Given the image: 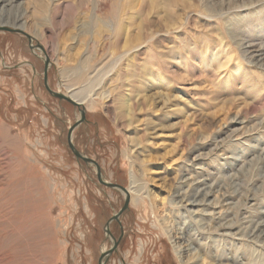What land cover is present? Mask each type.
Listing matches in <instances>:
<instances>
[{"label":"rangeland","instance_id":"rangeland-1","mask_svg":"<svg viewBox=\"0 0 264 264\" xmlns=\"http://www.w3.org/2000/svg\"><path fill=\"white\" fill-rule=\"evenodd\" d=\"M17 3L26 30L0 27V158L9 157L11 182L40 186L42 210H26L32 240L46 218L41 264H98L125 199L69 149L80 109L47 92L45 70L53 92L78 83L81 98L108 72L112 102L85 105L71 140L106 182L128 189L134 174L148 194L145 207L129 196L109 224L120 241L104 264H264V239L245 237L253 227L241 224L264 211V0ZM188 186L204 190L201 205L177 203ZM226 209L240 241L219 235ZM180 228L194 234L190 248L167 232Z\"/></svg>","mask_w":264,"mask_h":264},{"label":"bare ground","instance_id":"bare-ground-1","mask_svg":"<svg viewBox=\"0 0 264 264\" xmlns=\"http://www.w3.org/2000/svg\"><path fill=\"white\" fill-rule=\"evenodd\" d=\"M17 2L18 0H0V27H10L13 29H18V30H26V28L21 22L22 19H24L23 18L24 15L19 8V3ZM107 2L108 0H99L100 5H103ZM113 11H114L113 16L116 19V22H115V26H113L112 28L113 29L112 31H113L115 42H117L119 38L121 37V31L123 30V26L121 25L122 22L120 19L121 9L119 5L113 7ZM51 16L54 17L56 16V14L53 13ZM42 43L43 45L48 44V42L45 40L44 37H42ZM259 50L264 51V44H262V46L259 47ZM243 53L246 55L247 51ZM111 58L112 57L110 56V58L106 60V57H105L103 59V60H106L104 65L108 61H110ZM104 65H102L99 68H96V67L93 68L89 74H94L93 75L94 77L98 76V74L102 72ZM252 65H256V63H252ZM89 74L87 75L88 79L91 78ZM108 78H109L108 72L102 74V79H101L102 81L101 80L100 81L103 83L99 82L96 86H94L90 90L89 92L90 95L87 96L88 99L83 98V97L81 98L79 95L73 93V91L78 88L77 86L78 83H74L72 85L66 84L67 94H65V96L69 97L75 103L80 104L82 107L86 105L88 108L94 109L95 106H102V107L104 106L105 109H107L109 106L105 103L112 102V95L107 90V88H105L104 86L106 83L105 80ZM8 158L9 157L6 154L5 156H3L2 159L0 158V172H2V175H3L0 178V264H41V256H42L41 251H43L44 249L43 247H41V234L44 233L42 232L43 231L42 228H45L46 226L45 224L46 218L45 216H43V214H41V218H38L40 219L39 222L41 223V225L40 227L35 228V232H34L35 236L32 240L30 239L31 232L28 229V224H29L28 221L30 218L28 215H31V213L27 212L26 210L28 208L27 206H29L30 209L32 208L34 214L42 210L43 197L41 196V199L35 200L41 195V189H40L39 184H35V183L34 185L32 184L31 186H29L25 182L21 183L17 181L16 179H13L11 182L8 179L10 177V174H9L10 164L7 161ZM132 177L134 178L132 179L131 185L127 189V192L131 198V202H133V204L135 205H142L143 207H145V204L148 203V194L146 192L142 193V188H139L140 186L138 187V185H136L135 175L133 174ZM197 183H200V182H197ZM203 191L204 190H201L199 188L197 190L196 187L194 186H191V187L188 186V191L186 190L183 194H180V195L178 194V198H180V201L177 203H180V206H182V204L184 203H187V205L197 207L198 205H201V203H203V201H200L198 199L199 194L202 193ZM211 191L212 189L210 188L209 191L204 192L205 197L210 195ZM225 197H229V196H225ZM226 205H230V204L228 203ZM8 207L10 209L9 212L7 211ZM227 209H229V207ZM227 209L224 213L225 216L223 215L220 216V222L218 223L219 224L218 229L222 233L219 235L222 237H227L230 239L240 241L241 239H237L236 236L239 235L238 232H240L241 230L239 231L240 229L239 228L237 229L236 232H233V230H235L237 225L233 224L232 222H229V220H226V217H227L226 215L230 213V211H228ZM39 215L40 214L36 216H39ZM254 215L255 216L253 219L252 218L248 219V217H243L242 219L245 221L241 220L242 225L248 224V226L253 227L250 234L249 235L247 234L244 236L245 237L247 236L248 238L255 239V240L264 239V211H259L257 212V214H254ZM167 232L170 233L171 238L174 237V239L176 238V239H181L182 241L184 240L183 243H186L187 245L186 248L187 247L190 248V244L194 242L195 240L194 234H191V233L188 234L186 238H184V236L182 237V235L185 232L183 228L178 229V231H174L173 235L171 234V232L169 231ZM249 242H250V239H249ZM261 242H263V240ZM184 249L185 248L182 249L181 244L177 247V250L179 251H183ZM225 257L226 256H218L219 259H226V260L230 259L231 260V258H228V257L225 258ZM228 263L229 262H227L226 264Z\"/></svg>","mask_w":264,"mask_h":264},{"label":"water","instance_id":"water-1","mask_svg":"<svg viewBox=\"0 0 264 264\" xmlns=\"http://www.w3.org/2000/svg\"><path fill=\"white\" fill-rule=\"evenodd\" d=\"M6 31L7 29L5 28H0V31ZM27 38L29 39V36L26 35ZM32 47V46H31ZM38 49H41V47H38ZM47 67V64H45V68ZM44 87L45 89L47 90V92L54 98L60 100V101H66L68 103H70L72 106L74 107H77L78 109H80V119L75 123V125H73L72 127L69 128V131H68V136H67V144H68V147L69 149L71 150V152L73 153L74 157L77 159V160H81L83 161L84 163L86 164H89V165H92L94 168H95V171H96V177H97V181L100 185L104 186V187H107L109 189H116V190H119L121 191L124 196H125V199H124V204L122 206V208L116 213L114 214L111 219L106 223L105 225V233L107 236H109L112 241H113V245L112 247L108 250V251H105V252H102L99 259H98V264H104L109 256L116 250L117 246H118V243L120 241V238L118 240H114L111 236H110V231H109V224L111 222H117L119 223V218L121 217V215L128 209V206H129V194L127 192V189L122 187V186H119L117 184H113V183H109V182H106L102 179V175H101V171H100V167L98 166V164L92 160V159H89L85 156H83L79 151H77L72 143V140H71V134H72V131L79 125L83 122L84 120V108L78 104V103H75L73 100H71L69 97L63 95V94H60L58 92H53L49 87H48V84H47V77H46V70L44 71Z\"/></svg>","mask_w":264,"mask_h":264}]
</instances>
